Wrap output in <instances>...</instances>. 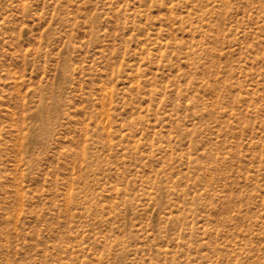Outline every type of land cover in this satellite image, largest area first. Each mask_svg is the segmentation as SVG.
<instances>
[{
  "label": "rangeland",
  "instance_id": "1",
  "mask_svg": "<svg viewBox=\"0 0 264 264\" xmlns=\"http://www.w3.org/2000/svg\"><path fill=\"white\" fill-rule=\"evenodd\" d=\"M0 264H264V0H0Z\"/></svg>",
  "mask_w": 264,
  "mask_h": 264
}]
</instances>
